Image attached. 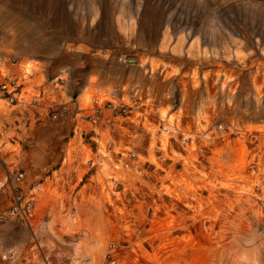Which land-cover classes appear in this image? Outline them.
Here are the masks:
<instances>
[{
	"label": "rangeland",
	"instance_id": "374dc122",
	"mask_svg": "<svg viewBox=\"0 0 264 264\" xmlns=\"http://www.w3.org/2000/svg\"><path fill=\"white\" fill-rule=\"evenodd\" d=\"M0 62L9 65L0 83L18 87L12 104L0 94V264H102L110 244L115 264H264V216L243 222L225 204L217 220L168 233L177 214L151 228L139 218L142 193L135 202L124 193L133 183L183 184L188 150L264 127V97L255 99L264 88V0H0ZM26 65L33 73L24 80ZM226 79L238 82L232 102ZM164 110L193 133L170 132L179 155L165 160L157 148L156 171L150 143L165 137ZM17 172L20 204L34 207L31 228L10 214L6 179Z\"/></svg>",
	"mask_w": 264,
	"mask_h": 264
},
{
	"label": "bare ground",
	"instance_id": "6f19581e",
	"mask_svg": "<svg viewBox=\"0 0 264 264\" xmlns=\"http://www.w3.org/2000/svg\"><path fill=\"white\" fill-rule=\"evenodd\" d=\"M167 44L168 42L166 43V45ZM139 66L144 67L145 63L142 61L140 62ZM8 68L9 65L6 62H0V74H7L9 72ZM157 69V64H153L151 66L150 70L153 76L156 73ZM32 73L33 70L31 66L27 65L26 67H23V70L21 71L24 80H26ZM218 80L221 81L220 76ZM13 82H15L16 84V80H14ZM205 84L208 85L207 78L205 79ZM237 85L238 82L235 81L234 83H232L231 79L222 81V87L223 89H227L228 99L230 102H232L234 99L233 96H235ZM257 86L255 87L257 93L255 94V99L260 101V99L264 97V88L261 85V89ZM207 90L210 95V89ZM1 110H3V106L0 103V111ZM214 111L215 109L213 110V112ZM207 116L208 118H206ZM207 116L203 117L205 118L204 122L207 124H200V126L205 127V129L209 127L208 124L211 121L210 114L207 113ZM165 117L167 118V125L165 126L166 128L163 127L165 131V137L161 139L160 143L157 141H153L152 143H150V162L156 168V171L164 169L156 159L155 153L157 151V148L159 149V152L165 155V160L167 158L173 159V157H171L170 155H179L173 149V145L171 144L172 137L170 132H181L184 135L185 140L188 135H192L193 133L191 127L183 131V128L180 126V116H169L168 113L164 110L162 111L161 122L165 121ZM144 121L146 122L144 123V126H147V128H151V125H148L151 122H149L147 118H145L143 122ZM241 129L242 128L238 129V132H240L239 134H233L231 132L226 134L224 136L226 144H217V142H214V146H206V148L201 150L199 154L197 152L194 153L188 150V153L182 156L184 160L182 171L185 172L182 173L181 178L183 184H180L178 186L167 185L161 188H158L160 186L156 187L153 184L154 182H151L154 186H150L151 184L147 185L148 183H146L145 186H140V188H138L134 183L132 185H129V187H127L128 190H125L124 193H128L130 195V200L133 199L135 202L139 199L136 198L137 195L141 193L143 195L141 197V200L138 201L139 204L142 203L143 205L142 208L138 207L139 213L142 216L139 218L142 219V222L148 224L152 228V226L156 223V225L159 224L158 222H156L159 215H170V213L173 212L177 214L181 219L172 224L168 222L170 224L166 228L168 233H172L175 231H189L193 226L197 225L203 219L217 220L216 209L225 206V204V207H228V212L230 210L235 211V213L231 212V216L236 219L242 220L243 222L244 220H247L248 215L252 212V217H250L252 221L256 219L258 220V218H262L264 216V127L258 128L259 130H249L246 133L241 132L244 130ZM149 132L151 136L156 135V130L149 129ZM194 141L195 139L192 138V142ZM236 144L240 148L238 153L233 150V146ZM102 154L105 158L108 159L107 162L102 164L103 172H107V169L109 168V162L111 161L110 155L106 150L104 151L103 149ZM203 157L204 161H202ZM250 159L251 161L249 162ZM117 169H121V167L117 165ZM139 169L140 168L137 169V172ZM173 173H168L169 175L167 176V178H170V176L174 177ZM212 175L214 178H212ZM110 178L114 179L112 176H110ZM181 179L179 181H181ZM220 179L222 180L220 181ZM173 182L175 183V180ZM196 184L200 185L197 189H195ZM133 189L135 191L141 192L136 193L133 191ZM144 191L149 192V194L146 193L149 199H147V201L145 199ZM206 192L209 194V198L205 200L203 199L202 195ZM119 196L118 198H120ZM244 207L246 208L243 209ZM32 208L34 207L32 206ZM238 209H241L240 213L236 212V210L239 211ZM205 216L208 217L205 218ZM242 229L246 230V227L243 225L240 228L236 229V232L239 234ZM164 237H166V235ZM240 239L241 237L237 238V240ZM89 251L91 254H93L91 252L92 250ZM85 261H88L89 264H93L90 259H84V261L82 262Z\"/></svg>",
	"mask_w": 264,
	"mask_h": 264
},
{
	"label": "built area",
	"instance_id": "2783aa9c",
	"mask_svg": "<svg viewBox=\"0 0 264 264\" xmlns=\"http://www.w3.org/2000/svg\"><path fill=\"white\" fill-rule=\"evenodd\" d=\"M18 87L13 81H9L8 79H4V82L0 83V94L5 97V100L8 102V104H12L15 101V95ZM59 116L62 117V115L66 114L65 109L59 110ZM58 115H54L53 118H57ZM24 179V175L21 172H17L15 175L10 176L6 179L8 186L12 189V199L13 204L10 209V214L17 218L20 222L25 223L27 226H30L29 221L32 216H30L32 211L31 204L27 203L24 206H21V194L18 192V188H15V185H18L21 183V181ZM117 246L116 244H110L107 246L106 253L104 255V260L102 264H115L117 258ZM47 264V261L44 262ZM81 264H89L88 261L81 262Z\"/></svg>",
	"mask_w": 264,
	"mask_h": 264
}]
</instances>
